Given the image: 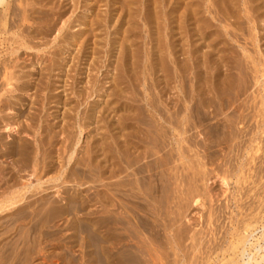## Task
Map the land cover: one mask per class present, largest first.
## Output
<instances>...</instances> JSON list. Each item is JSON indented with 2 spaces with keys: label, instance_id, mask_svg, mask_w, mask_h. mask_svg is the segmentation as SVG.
<instances>
[{
  "label": "rangeland",
  "instance_id": "obj_1",
  "mask_svg": "<svg viewBox=\"0 0 264 264\" xmlns=\"http://www.w3.org/2000/svg\"><path fill=\"white\" fill-rule=\"evenodd\" d=\"M6 1H7V6L9 7V9H7V6L0 7V17H1L0 18V25H1V34H0V60L1 61L0 62L2 64L5 59V62L3 64L6 67L0 64V67H1L0 70L1 69L3 70L4 67L7 68V65L11 63H12L11 66L13 64L14 66L11 67L13 69L11 68L9 69L10 66L7 69H5L6 75H3V76L0 75L1 76L0 77V87H1L0 97L3 98L2 96L5 94L3 100H5V103L8 101L7 104L5 105V103L2 102L1 101L2 99L0 98V101L2 104V105L0 104V110H2L0 111V116H4L3 120H1L2 123L0 122L1 123L0 124L1 126L0 135L4 142L15 141V144L18 142L19 145L24 144L26 147L29 146L28 147L29 148L28 149L29 158L26 161L29 164L26 162L25 163L20 162L21 165L22 163L26 165L25 166L23 164L22 165L24 167L23 168L21 165H19L20 163L17 164L18 162L17 163L14 162L16 164V166H14V163L12 161H14L15 159H18L17 156L16 158L6 157V159H4V157H0V172L6 170L0 173V202L1 203H3V201L6 202L9 198L7 196L9 195H11L10 198H12V195H14L13 198L18 199V197L21 196L20 192L22 193L24 192L22 191L23 189L22 187L24 185L28 186L29 188L32 187V189L34 188L33 190H36V188L38 189L34 192L30 188L29 189L30 191H28L25 194L26 196L24 195L22 201L20 202L21 204H25L26 200L29 202L30 199L35 197L34 201L32 200V202H29V205H31L30 209H32L31 211L29 207H27V205H25V208L27 207L28 210L27 208L25 210L23 208V211H20V212H19L20 209L17 210L16 208H13L12 210L6 208L8 211L5 210V207L4 209L2 208L5 211H2L0 208L1 210L0 211V264H96L95 262L98 261L97 260L98 259L97 258V248H96L97 244H95L97 243V238L95 242L96 226L94 225V222L92 221L95 220L94 218H97L96 210L98 208L96 207L98 206L97 204L95 205L92 204V202L95 199L94 195L97 194L96 192H98V189H99L97 187L98 183L95 184L97 181H96V177L94 176L95 174L93 173H91L93 176L88 173L86 174L81 173L80 174L81 176L80 175L71 176L70 174H68L70 172L69 168L72 166V163L70 162V164H67V161H68L67 157L69 158L71 150L68 152V154L65 151L64 152L65 157L63 158L62 156H64V153L62 151L63 149H61L63 147H60V146L65 145L68 142L67 139H71V142L75 145L73 146V149L75 148L80 149L78 152L79 154L78 153L77 154L78 156L80 155L81 157L82 152L84 151L83 150L84 147L83 148H79V147L81 145L87 146L85 144H89V145L92 144V142H94L96 138L98 137L99 139L97 140H101L102 135H106L107 133L105 130L106 126H110L109 128H111L112 125L113 127L114 125H117L114 123V121L118 120L119 122V119L122 116L124 118V116L127 115V114L125 115L126 111L122 112L124 107L121 110L122 108L121 106H125V103L123 101L127 102L128 100L129 102L131 100L129 99L130 96L134 95L135 93L139 95L137 93L138 91L139 93H141L140 96L142 97L140 96L138 97L137 95H134L132 97H134V104L138 103L140 104L139 106L141 107V109L140 108L138 109L140 114H137L138 111H136V114H135V116H137L139 120L145 121L143 119L146 118V121H147V119H149V114H152L153 111H154V115H157L158 118H159V114L162 112L164 113L166 112L169 115L170 113L168 112L176 111V108L172 107L173 106L172 104L174 103V101L170 103L171 102L170 100L172 98H174L175 100V95L177 97L176 100H179L178 97L179 95L182 96V93H180L179 91L176 92L175 90L171 88L174 86V84H172V81H171L172 79L170 80V83L168 85L169 87H167L169 88L167 89V91L171 92V93L169 92V94L165 93L167 91L163 90V87H164L163 84L165 83L163 84L161 83L163 82L162 81L163 78H166L169 80L170 78H172L171 75H173V72H171V70L173 71L174 65L172 66L170 60H168L169 57L171 58V56L167 54V46H169L168 52L170 50L169 48L174 47V49L175 48L179 49L180 47H184V48H180L181 51H179L180 49L170 50L172 52L173 51L177 52L176 56L177 57L179 56L181 59L183 58L186 59V57L190 55V53H188L189 50L192 49L193 47L192 56L193 55L195 56L192 57L193 59L192 61L194 62L191 61V65L193 64L192 65V69L194 67L193 70H195V68L197 67H198L197 68L198 70L197 69L195 71L192 70L193 72H195L190 76L191 77L190 80L193 82V84H191L192 82L188 80L189 78L187 80L185 79V82L189 81V84H191L190 85L191 90L197 94L196 96L198 98L194 96L195 93L194 94L192 93L193 97L195 98L194 99L195 104L196 105L199 104L197 103L199 101H197L196 99L201 100L200 104L196 106L198 108L197 112L199 114H197V118H196L197 121L195 120L196 122H194V125L196 124L194 126L195 129L193 128L194 130L192 129L193 131L189 132V134L193 132L192 134L194 136L192 135V138H190L191 135L188 136L189 134L187 133L188 134L187 137L190 140H192L193 143L190 142V140H188L187 137L185 138L188 144L184 142L185 141L184 136H186V133H183V134L181 133L179 136H176L177 137L176 139H178V141L172 138L173 137L172 133L176 134L173 131V128L175 127V125L177 126V121L181 122L183 120L184 110H182V113L179 114L177 121H176L175 116H173L174 114L172 113L171 116H173L174 121H175V124H173L174 125L173 128L171 127L170 123L167 122L171 119L169 118L170 116H168L167 114L165 115L167 117L164 118V120L167 118L166 121L164 120L160 121L162 125L165 126L166 129L168 130V133H170L168 134L170 138L168 141V143L170 142L168 144L169 150L167 149L168 147L166 149L169 152L173 148V150H171L170 152L174 151L173 154L175 155V156L173 155L174 157L173 158L171 156L172 153H169L172 159L174 160L173 163L176 164L175 166L172 163V159L170 160V158H168L169 165L168 164H167L168 166L166 165L167 168L166 166L162 167V168H165L166 170L169 169L167 170V172L169 171L168 175L171 176L173 172L172 169L174 166L175 174L173 173V175L171 176L173 178L169 177L167 175V172H165L166 170L164 171L163 169L164 174H166L167 176V177L164 176L165 182H163V186L164 185L167 186V188L169 189V192L167 190L164 191L166 187L165 188L163 187V191H164L163 193H165L163 197L164 200L162 199L163 201H161L160 199L161 197L159 198L160 201L158 200V202L160 203L162 202L161 205L158 202H157L158 204L156 203L154 204L152 203L150 199H147V201H150V203L152 204V207L155 205L153 208L152 207L150 208L149 206L148 208L149 210H143V211L140 210L141 214H140L139 209H136V213L138 212L137 214L140 216L144 215V219L147 216L145 221L149 223L150 225L148 224L149 226L148 227L146 223L145 227L148 228V229L145 228L146 230L144 232L147 231L146 233H144L138 226L136 227V225H131L132 228L134 227L133 228L134 232L132 231L135 235L134 236L133 233L131 232V230L133 229L128 227L130 230V232L128 233L127 231L129 230L126 229V226L124 227L123 225V227L125 228L124 229L121 225H119L122 231L120 230V228H118L119 229L118 231L120 234L118 233V231H116V234L117 235L119 234L118 239L120 240V237L125 238L126 235L128 234L130 235L131 233L132 239L130 238L129 241L132 240L133 242L131 241L132 243H129L128 241L123 240V242L126 241L125 243H123L121 242L122 240H120L118 246H116L117 249L115 247V251L116 253L117 252L118 253L115 254L113 251V254L116 255V256L114 255L113 256L117 258L116 259L117 261L115 260L117 264H120L118 263V261H120L121 258L123 259L121 264L123 262L124 264H228V262L231 260H235V259L237 260L238 258L236 254L235 255L232 254V248L235 245L236 246L238 245L239 240H241L243 237V234L248 232L251 229L257 228V232L255 233L254 238H253V239H256L260 237V235L262 234L263 229L261 228H263L264 226V10H263L264 0H250V1L246 0V2L245 0H237V1L236 0H215L218 4H219L218 1H220L219 5H217V3L214 2V0H185V1L183 0L185 5L182 4V0H170V1H166V0H148V1L147 0H124V1L123 0H6ZM152 1L156 3V5L155 4L153 5V7L152 5H150ZM226 1L228 2L233 1V2L228 3ZM120 2L125 4V6L123 4L122 6H120L121 5ZM213 2L215 3L216 7ZM224 2L226 4L228 3L229 5L224 4ZM247 2L249 3L247 4L249 8L248 11H246L247 5L244 4ZM199 3L201 4L203 3V4L201 5ZM127 4H129V7H126ZM198 4L200 6L199 9L197 7ZM221 4H223L224 6ZM231 4L234 6H230ZM149 5L151 6V8L149 7ZM183 5L188 6V8H189V5L190 7L193 5L192 6L193 9L192 8L190 9L192 11L194 10L195 11L194 12L191 11L192 13L186 12L185 10H187L186 9L187 7H184ZM207 5H208V8L210 6L211 8L210 11L207 8ZM119 6H120V11H119ZM12 8H14L15 10L17 9V10L16 11L14 9L12 10ZM124 8L125 9L128 8L127 9L128 12L125 11ZM145 8L150 11L153 10L152 12L155 14L153 13L152 14L153 16L154 15L157 16L156 17L157 21L155 19H152L155 16L151 17L152 16L151 12L145 14V12H148L146 11ZM24 9H25V12L23 11ZM177 10H178V13L180 12L179 16L177 15L178 13H176ZM12 11H14V13L16 14L12 15L11 14ZM182 11H184V14ZM219 11H221L222 14ZM208 12H210V14ZM243 12H247V13H245L244 15ZM216 13L217 14L219 13L220 15H217ZM144 14H145V17H144ZM148 14H151L150 17L152 20H154L155 23L150 18L148 19V17L147 19H145L146 16H148ZM192 14L194 15L192 16ZM247 14L250 15V17ZM246 15L248 18L246 17ZM175 16L178 19V21H176ZM216 16H217V19H215ZM158 17L159 19H157ZM191 19L193 21H196L194 22L195 27ZM123 20L127 22V25H129V27L130 25H132V27L135 26L136 27L135 29L137 30L132 29L131 30L132 32H131L127 25L124 26L126 22H123ZM167 21L170 23L167 24L168 23ZM175 21L179 22V24L177 23V25H180L179 27H176L177 25L175 26L176 24ZM122 22L124 23L123 25H122ZM191 24L193 26H191ZM203 25L204 26L207 25L206 26L207 28L206 27L204 28ZM121 26H124L125 28L122 27L120 30ZM152 26L153 27L155 26L154 27L155 29H153ZM162 26L164 27L162 28ZM168 26H170V28ZM167 27L169 28L168 35L166 34ZM181 27H183L182 28L183 30L185 28L187 29L183 31ZM156 29L159 31L158 34L155 33V31L157 32ZM170 29H172V31ZM174 29L176 30V32ZM192 29H195L193 30L194 32L192 31ZM177 30L179 31L177 32ZM180 30H182V32H185V35H182L184 33H182ZM188 30L189 31L191 30L192 32L188 34L189 32ZM122 31L125 35L124 34L122 35L121 33ZM196 31H197V34L195 33ZM134 32L137 35H135ZM206 32L209 34H206ZM176 33L177 35L179 33L180 36L178 37L181 38V40L179 38L177 39ZM155 34L157 35V37ZM159 34L160 36H158ZM131 35H132V39H130ZM134 35L137 36L138 39L135 40ZM174 35L176 36L175 38H174ZM189 35L190 37H192L191 38L192 40H188L190 39ZM140 36L141 38H139ZM150 36L152 38L154 37L158 43L157 42H156L157 44L153 43L155 40H153L154 38L153 39L150 38ZM122 37L125 41H123ZM167 37H169L168 39L171 41L167 40ZM148 38L150 40L149 43L147 42ZM118 39H120V41ZM126 39H129L128 40L129 42L126 41ZM176 41L181 43L180 46H178L179 43ZM116 42L122 46L118 45ZM124 42L126 43L128 42V45ZM190 42L191 44L193 43L194 45H191ZM140 43H141V47L138 45ZM160 43H162V46H160ZM184 43L188 44V46L185 45ZM136 44L138 45V49H137V46L133 48ZM156 45H158L157 48L153 47ZM164 45L166 49H164L165 48ZM189 45L191 47L190 49H189ZM126 46L129 48L128 50ZM185 46H187L188 48ZM157 49L160 54L156 51ZM161 49H164L166 51L165 52L163 50L165 54H163V52H160ZM182 49L183 51H187V50L188 51L185 53V52H182ZM153 50H155V52H157V54L159 55H157ZM127 51L130 52L129 56H133L132 57L133 60L138 59V56L140 54L139 57L141 58V60L139 58L138 62H136L137 60L127 61L130 58L128 56L129 52ZM147 51H149L148 54H147ZM145 53L147 57L148 55H150L148 59L146 58V56H144ZM181 53H183V55L185 56H183ZM135 55L137 56L135 57L136 59L134 58ZM162 57H165L168 63V66H166V68H165V65H167L166 61H165V65L164 63H162L164 65L163 67L167 70H165L162 67L161 62L164 61V58ZM189 57H187L188 61H186V63L190 62ZM124 58L128 63H130V61L132 63L131 64L126 63ZM155 58H157L158 61L157 59L155 60ZM194 58L197 60H194ZM151 59L153 62L151 61ZM185 59H183V64H182V60H180L179 62L183 66L182 67L179 64V67L180 68L182 67L181 71H185V69H187L185 67L188 64L185 63L184 61ZM115 60H117V62H115ZM9 61L10 62L12 61V62L10 63ZM145 61H151L152 64L151 62L150 64H148L149 62L145 63ZM134 62L136 63V65ZM122 63H125V64L122 65ZM159 63L161 64V66L160 65L158 66ZM15 64H16V68L14 69ZM115 64H117V67L119 69L121 67L123 71L122 69L118 70ZM127 64L129 66L132 65V67L131 66L125 67L127 66ZM142 64L143 65L148 64L149 68H148V65L143 66ZM114 65L116 68L114 67V70H113L112 67ZM45 66L47 67L49 66L48 67L49 69L47 67L46 69ZM136 66L138 67V69ZM124 67L125 69L128 68V71L130 70L132 71L133 69L136 70L135 71L136 73L133 70L135 74L134 77H133L134 74L132 75L131 71L130 73H128L130 74L129 76H131L129 77V79L131 80L127 79L126 72L128 71L125 70ZM158 67H162V69L159 68L160 72L158 70ZM139 68L140 69L142 68L141 71L139 70ZM147 68L149 69L148 71L150 72L149 73L148 71H146L148 73L147 75H149L148 76L149 79L145 76L146 75L145 69L147 70ZM150 68L152 70H150ZM116 69L118 71H121V73L119 72L121 75L119 74L118 76L119 78H121V82H122L121 86L117 88L116 92L119 94L120 92L118 89L120 88L123 89L124 90L123 92H125L128 97V98L127 97L124 98V96L126 95L123 96L122 94L123 92H122L121 97H123L124 100L123 99L120 100V97L117 98L118 94L117 93H116L117 95L114 94L115 88L113 90V88L111 87L112 89L110 90V88L107 87L110 85L112 86L114 85L112 83V80L115 78V75L118 74L116 73L117 71ZM154 69L155 70L157 69V71H155ZM137 70L139 73L137 72ZM161 70H163L164 73L168 72V74L162 73L163 71L161 72ZM1 71H0V74H4L3 72L5 71L4 70L2 72ZM10 71L13 74L15 71L16 72L15 76L8 74V73H11ZM143 72H145V75ZM196 72H197V75H196ZM154 74L158 79L161 76L160 74H164V75L162 76V78L160 77L161 79H159V81H156L157 78L153 76ZM194 74L196 77L193 76ZM7 75L10 76V80H8L9 77H7ZM142 75H144L147 79ZM16 76L17 78H15ZM118 76H116V79L118 78ZM138 76L141 80L137 78ZM34 77H35V81H34ZM111 77L113 78L110 79ZM135 77L141 81L139 82V84L136 82L138 81L137 79H135L134 81ZM36 78H38V80H36ZM122 78L126 80H123ZM13 79L14 81L16 80L14 84L16 83L17 85L16 84L14 85L12 83ZM94 79H96L97 81ZM144 79L145 81L150 80L151 82L148 81L150 83H147V82L145 83ZM109 80L110 82H108L109 83L108 84L107 81ZM42 81L45 84V86H43L44 84L41 83ZM129 81H130V84H129ZM133 81H134V85L136 82L139 87L137 86L136 88V86L131 84ZM28 82L30 83L28 84ZM31 82H35L36 85H38L39 83V85L36 86L34 83H31ZM126 82L128 83V85L132 86V88H134L135 91L137 92H135L134 89H132L130 86H128L129 88L126 87L124 89V87L127 86ZM6 83H8V85ZM24 83H27V84H24ZM186 83L185 85L188 86L189 85L188 82ZM32 84H34L38 88H36ZM40 84L41 85L43 84L41 86V89H40ZM88 84H93L94 87L93 85H91L92 86L91 87ZM143 84L145 85L148 84L147 87L149 88H150V85H153V87H151L153 88L152 91L150 88V91L153 93V95H151L152 93L150 94L149 88L146 89L147 87ZM170 84L173 86H171ZM194 84L196 88L195 86H192ZM185 85L184 83L178 84L179 88L183 87L181 88L182 91L184 89V92H187L189 86L186 89ZM33 86L35 89L33 88ZM88 86H90L91 88L89 87L90 88L89 89ZM154 86H156V89L157 88L158 89L156 90ZM159 86L164 91V93L163 91L161 92V89L159 88ZM31 88L32 90H30ZM5 89H7V92L9 91L10 93L8 92L9 94L7 93L6 95ZM105 89L108 91H105ZM81 90H83V92ZM125 90L126 91L128 90V93ZM131 90L133 93L130 92ZM153 90H155V92L157 91V93L154 94ZM158 91H159V94H158ZM174 91H175V94H174ZM36 92H37V96H36ZM79 93L80 95H76ZM176 93L178 94V96ZM32 94H35L33 95L35 97L31 96L30 98V96L28 95H32ZM82 94L84 97L81 99ZM145 94L149 96L151 95L150 96L151 99H152V96H156L154 97V99L157 101V103L153 99L155 102V106H157L158 102L160 103L158 107H162V104L164 105L167 104L168 106L166 105L167 107H165V110H168L167 108L169 107V111L163 110L164 107L161 108V110H163L162 112H160L161 110L159 108H157L158 111L152 110L150 107L147 106L145 102V99L147 97V95ZM20 95L22 97H20ZM159 97L160 98L162 97L161 98L162 102ZM101 98L103 100H105L106 98V101L102 102ZM32 99L33 101H31ZM46 99L47 100L49 99V102H47L48 104L46 103ZM113 99H114V103H116L115 100L116 101L118 100L117 101L118 104L116 103L115 106H114V103L112 102ZM135 100H139L141 102L137 101L136 103ZM163 100H165L166 102ZM10 102H15V104L10 103ZM24 102L26 104H24ZM122 102L124 103V105H121L123 104ZM130 102H129V105L130 104L132 105L133 102L132 103ZM180 102L178 103V105L180 106L182 103L183 106L182 105L181 106L184 108L183 102L181 103ZM29 103H31V106H29ZM102 103L107 104L104 107L106 108L107 106L110 107L109 109L105 110L107 112L106 114H105V111L103 110L104 104ZM77 104L80 106H78ZM109 104H111L113 107ZM138 104L134 106H138ZM4 105L11 106V109L13 108L12 110L14 112L8 106H7L8 107L7 109H3L2 106ZM40 105H42L43 107ZM75 105L77 107H74ZM200 105H202L203 107L202 106L199 107ZM92 106H94L95 108ZM96 107H97V112L94 113V111H96L95 110ZM170 107L173 108V109L171 108L172 111L170 110ZM37 108H39L38 109L39 111L37 110ZM117 108L120 110H117ZM143 108L146 109L145 111L152 110V112L147 111V113H145L144 115L145 111ZM179 108L182 109L181 107ZM98 109H100L101 111ZM36 110L38 111L39 115L37 114ZM83 110H86V112ZM108 110H111V113L114 111L113 112L114 115L118 113V116L116 114L115 116L117 117H113L114 115L109 114ZM118 111L122 113V116L120 115ZM141 112L143 113L141 114ZM156 112H159V113H156ZM14 113L16 116L14 115ZM20 113L22 115V116L20 115L21 117H19ZM102 113H104L105 115H102ZM132 113L133 112H131V114ZM134 113H135V110H134ZM164 113H162V116L164 115ZM108 114L111 116L108 117L107 116ZM128 114L130 115V112ZM28 115L32 118L29 119ZM83 115H85L86 117ZM100 116H101L100 122L101 121H102L101 123L104 122L102 124V128H105V129L100 128L101 123L99 122L96 124V127H94L96 121L94 119L92 120V117L99 118ZM33 118H35L37 121H33L32 120ZM81 118L82 120L80 121ZM16 120H17V123L20 120L19 121L20 125H17L19 133L15 132L17 130V127L15 126L16 122L15 123L13 122ZM41 120H47L49 124L46 121H43L46 124H48L46 125L45 123L41 122ZM65 120L66 122H69L72 125L74 123L73 128L71 124L67 123V126L69 125L68 127L71 126L69 128L71 130H69L67 126H65L66 125ZM6 122L7 124L10 122L8 124L9 126L5 124ZM11 122H12V126H10ZM34 122H35V125L38 124L39 126L38 125L35 126ZM28 123H30L29 125H31L32 127L31 126L29 127V125H27ZM108 123L109 125H107ZM62 124L64 125V128L68 129L69 133L63 128V126H61ZM87 125H88V129H87ZM89 125L91 127H89ZM23 126L24 128L25 126L29 128L26 127L27 129L25 128L24 129L25 131H22ZM59 126H61L60 129H58ZM14 127H16V130L14 129ZM43 127L44 128L46 127V128L44 129ZM93 127L95 129L97 128L98 132H96L95 129H92ZM165 127L163 129H165ZM47 128L51 129V131L50 130L48 131ZM82 128L84 129L85 133L84 132L82 133L83 131ZM85 128L87 131L85 130ZM101 129L102 131H100ZM27 130H28V133H27ZM52 130L57 131V132H53ZM59 130L63 132L65 131L64 135H62L64 138L62 136L58 137L60 134H62L61 132H59ZM72 130L73 132H71ZM93 130L96 133L93 132ZM32 131L34 132L36 131V133L37 131H40L38 132L40 134L37 133L38 134L37 135L34 132L31 133ZM49 132L52 135L51 137H53L52 141H51V138L47 137L48 140L47 138H45L46 137L45 135H48ZM114 132L116 133L118 131L114 130ZM42 133L43 135H41ZM17 134H18V138H20L19 140L17 139ZM69 134L71 137H69ZM88 134L89 136L87 137ZM40 135L43 136V139ZM67 135H68V138H67ZM94 135L96 136V138L94 137ZM181 135H182V139H181ZM48 136L50 137V134ZM55 136L57 138H54ZM23 138L25 141L32 142V143L28 142L32 144V146H30V144L29 145L26 144V142L22 140ZM39 138H41L42 141H46V142L50 141L52 143L53 142L58 143V140H59V142L63 143V145L59 143V144H56L55 146L54 143L51 144L50 142L49 143L47 142L48 145L46 147L43 146L44 147L43 149V148H40V144L42 146L44 142H42L41 139H40L41 141L40 142ZM87 138L89 139L88 140L89 142H87ZM63 139L65 140V143L63 142L64 141ZM21 140L23 142L19 143V141ZM97 140L95 142H97ZM181 140L182 141L184 140V141L182 142ZM109 141L110 140H108L107 142ZM46 142L44 143V145H46ZM37 143H39L38 144L39 146L37 145ZM189 143H190V146H189ZM50 144L52 146V149H53V145L55 146V149L53 150L49 149L48 146ZM170 145L172 148L170 147ZM3 146H0L1 150L5 149V147ZM47 147L48 149H46ZM34 148L36 151L35 152L32 151L33 153L32 155V153L30 152V149L32 150ZM56 149H60L61 152L59 150L57 151ZM187 149H189V153ZM46 150L48 154H49L48 150H51L50 152L51 154H49V156L52 157L53 161L56 160L54 161V163L52 161H49L50 159H47V157H45V156H48V154L46 153ZM167 150L165 152H167ZM54 151L55 152L57 151L59 153L56 152L55 154ZM184 151H185V154H187L186 155L187 157L184 156L185 154L180 155V153H184ZM44 152L47 155H45ZM177 152L179 153V155H177ZM39 153H41L42 155ZM58 154L62 156L60 157ZM56 155L58 156L56 157ZM49 156L48 158H51ZM177 156L178 158L180 156V158L182 157L183 159L181 158V160L178 159L177 161L175 159ZM34 158H36L35 161H33ZM38 158L39 159L41 158V159L39 160ZM43 158L44 160H42ZM57 158L59 159L57 160ZM46 159L47 161H45ZM73 159L75 160V157ZM61 160L64 162H61ZM42 161L46 162L48 167ZM57 161L61 163L62 168L60 169L62 170L60 171L58 168L60 163H58ZM30 162L31 164L34 162V165L33 164L30 165ZM39 162H42V163H39ZM47 162L48 163L50 162V163L48 164ZM35 163L37 167L35 166ZM57 164L59 165L57 166ZM171 164L173 165L172 168H171ZM49 165L51 166V168L49 167ZM18 166H21L20 169ZM45 166L48 169L45 168ZM78 166L75 165L74 167L77 168ZM6 167L10 168L11 171L7 169ZM33 167H35L34 168L35 172L31 171L33 170ZM176 167L178 168V171ZM12 168L14 169V171ZM36 168L38 172H36ZM78 168H82V169L84 168L83 170L87 171V167L85 166H81ZM65 169L66 171L63 172V170ZM45 170L50 171V173L45 172ZM7 171H9L8 173L10 172L14 173V175L12 173L7 174ZM39 171H41L40 172L41 174H39ZM175 171L178 172V174ZM55 172L56 174H54V176L51 177L53 175L52 173H55ZM2 173L3 174L6 173L7 175H9V177L6 178L7 175L5 174L6 175L5 176ZM60 174L62 177H60ZM34 175L36 176V178ZM65 175H67L68 177ZM3 176L5 180L7 179V181L1 178ZM57 177H58V180H55ZM86 178L87 180H89V178L90 180L91 179L92 180L87 181ZM68 179H70L69 180L70 182L68 181ZM170 179L171 180L173 179V180L171 181ZM47 180L49 181L46 184ZM61 180L64 182H62ZM93 180L95 181V183L93 182ZM40 181L42 182L41 184H40ZM169 181L171 182V186H168V184H170ZM59 182L60 183L62 182V184H60L61 187L59 186ZM65 182L67 183V185ZM38 183L40 184L38 185L39 187L36 186ZM176 183L178 185V186L176 185L177 187L175 186ZM41 186L43 190H41L42 189ZM59 187L62 189L63 188L66 189V187L68 188L72 187L71 188L72 191L70 189L68 191V188L66 190L64 189L62 190ZM86 187L88 188L84 189ZM172 187L173 189L176 190L175 192L177 194L174 193V190H172L173 192L171 191ZM45 188H47V190L43 192ZM73 188L77 190H74ZM80 189L82 191H79ZM85 190H89L87 191L89 193H87ZM31 191H33L34 194ZM37 191L40 194L37 193ZM15 192H18L19 194L17 193L16 195ZM84 192H86L85 193L86 196L84 195ZM166 192L168 193L166 194ZM59 193L61 196L59 195ZM63 193H65V196H67L66 193H69V194L70 193L71 194L80 193L81 197H83L84 195L87 199V202L88 203L91 202V204L89 203L86 206V209L84 208L83 211L86 212L87 214L89 213L90 214L89 215L83 214L84 212L82 210L81 211L78 210V214L80 215L78 216L77 220H80L79 223L75 219L76 213L74 211L76 209L73 210L74 212L73 215H72V211L65 215L56 214L57 217H59L56 219V215H54L56 211L54 212L53 209H52L53 212L52 210H49L50 206H56V204L54 205L52 204L50 206L48 204L54 203L56 201L57 205H60V203L62 205V202L63 203L65 202L64 200L65 196H63L64 195ZM172 193L174 194V196ZM47 194L49 195L50 199L47 198L48 197ZM32 195L34 196L32 197ZM43 195H45V198H47V200L50 202H48L45 198H43ZM169 195H171L172 198L175 197L173 199L174 201L170 200L172 198H170L171 196ZM5 197H7L6 200H4ZM38 198L40 199L39 201L42 200V202H38ZM168 198L170 201H168ZM53 199H55V201ZM96 199L94 200V202L96 201ZM27 201H26V204H27ZM33 202L35 203V206L34 204H32ZM37 204L39 205L37 206L39 209L36 207ZM165 205L166 206L169 205L167 206L169 208L165 207ZM0 206H2V204ZM160 208H162L161 211H160ZM37 210H38V213H40V215L37 213ZM41 210L42 212H39ZM29 211L32 213H29ZM144 211L145 213L142 214ZM148 211H150L151 213H149ZM154 211H155V215H157L155 216L156 218L152 214L154 213ZM25 212H28L27 215L28 214L29 215L27 216ZM94 212H96V214ZM160 212L161 213L163 212V214H161ZM148 213L150 214V216H148L149 215ZM22 214L24 216L26 215L25 217L27 218L29 216L30 217L28 219L27 218L25 219L23 218L24 216ZM164 214L166 215V217ZM42 215H43V218L41 217ZM46 215H48L49 218ZM37 216L39 217V219L38 218L36 219ZM53 217H55V220ZM63 217L64 219L67 218L68 221H71L73 223L64 224L63 222L66 219L63 220ZM61 218L62 220H60ZM152 218L154 220H152ZM33 219H35V221ZM52 219L54 221L51 222L50 220ZM165 219H167V222ZM74 220L77 223H75ZM32 221L35 222L33 227H31L33 224ZM29 222L30 223L32 222L31 225ZM81 222L84 225H82ZM161 223L164 226H162ZM245 223H247V225ZM43 224H44V227H43ZM255 224L256 226H254ZM53 225L54 226L58 225V227L56 226L54 227ZM61 225H63V227ZM85 226H87V228ZM165 228H167V230ZM135 230H136V233H135ZM140 230L142 232H139ZM142 233H144L143 234L144 236L142 235ZM136 234L139 235L140 236L139 238L141 239H137L138 237L136 236ZM139 240L140 242L142 240L145 244L143 242H141L142 243L141 244L140 242H138ZM122 243L126 245L122 246ZM132 244L134 245V247ZM120 245L122 248L123 247L125 248L121 250L122 248H120ZM127 245H132V246L128 247ZM137 246L141 250L138 249ZM135 248L137 249L136 251H135ZM131 250L134 253L131 252ZM91 252L93 254H91ZM130 253L132 256L133 255L134 256L132 257ZM43 254L47 256V258H44L45 256ZM230 256L232 257L231 259H229ZM41 257H43L44 260L41 259ZM94 258H97V259L94 260ZM115 258H112V260ZM113 261L110 264H114V263L116 264V262L115 261L113 262Z\"/></svg>",
  "mask_w": 264,
  "mask_h": 264
},
{
  "label": "bare ground",
  "instance_id": "obj_2",
  "mask_svg": "<svg viewBox=\"0 0 264 264\" xmlns=\"http://www.w3.org/2000/svg\"><path fill=\"white\" fill-rule=\"evenodd\" d=\"M124 1V0H123ZM148 1V0H147ZM166 1H170V0H166ZM165 1V2H166ZM185 1V0H184ZM237 1V0H236ZM248 1H250V0H248ZM150 2V1H149ZM214 2L215 3H217L215 0H214ZM213 2V3H214ZM219 2V4H220V1H218ZM226 2H228V1H226ZM233 2V1H232ZM232 2H228V3H232ZM245 2H246V0H245ZM121 3V5L120 6H122V2H120ZM145 3V2H144ZM148 3V2H147ZM163 3V2H162ZM215 3H214V5H215ZM226 4L225 2H224V4H226V5H229V4ZM156 5V3H154L153 1H152V3L150 4V5H152V7H153V5ZM181 4V3H180ZM182 4H184V2H183V0H182ZM199 4H201V3H199ZM199 4H198V9L200 8V6H199ZM203 4V3H202ZM201 4V5H202ZM218 3H217V5H219ZM244 4H249L248 2L247 3H244ZM124 6H125V4H123ZM149 5V7L151 8V6ZM185 5V4H184ZM183 5V6H184ZM193 5H194V3H193ZM192 5V6H193ZM212 5V4H211ZM221 5H223V4H221ZM2 6H7V1L6 0H0V7H2ZM120 6H119V11H120ZM146 6H148V5H146ZM162 6V5H161ZM190 7V5H189V8H188V6H184V7H187L186 9L187 10H189L190 8H192L193 9V7ZM196 6V5H195ZM213 6V5H212ZM224 6V5H223ZM230 6H234V5H230ZM229 6V7H230ZM245 6V5H244ZM126 7H129V4H127V6ZM164 7H165V5H164ZM215 7H216V5H215ZM218 7V6H217ZM227 7V6H226ZM148 8V7H147ZM207 8H208V5H207ZM245 8V7H244ZM7 9H9V7L7 6ZM14 8H12V10H13ZM125 9V8H124ZM128 8H126L125 9V11H127L128 12V10H127ZM146 9V8H145ZM153 9V8H152ZM151 9V10H152ZM209 11H210V6H209ZM247 10L246 11H248V5H247V8H246ZM15 10V9H14ZM17 10V9H16ZM15 10V11H16ZM187 10H185L186 12H191L192 10L190 9L189 11H187ZM264 10V9H263ZM24 12H25V9L23 10ZM146 11H148V12H145V14L146 13H150L151 12V14L153 13L152 11H150V10H147L146 9ZM195 11V10H194ZM194 11H192V12H194ZM127 12H125V13H127ZM135 12V11H134ZM165 12V11H164ZM173 12H174V10H173ZM183 12V14H184V11H182ZM181 12V13H182ZM191 12V13H192ZM220 13H221V11H219ZM232 12H233V10H232ZM231 12V13H232ZM239 12V11H238ZM4 13H5V11H4ZM144 13V12H143ZM168 13V12H167ZM166 13V14H167ZM176 13H178V10H177V12ZM180 13V12H179ZM179 13L177 14L178 16H179ZM209 14H210V12H208ZM244 13V15H245V13H247V12H243ZM249 13V12H248ZM12 15L13 14H16V13H14V11H12V13H11ZM11 14H10V16H11ZM121 14V13H120ZM145 14H144V17H145ZM151 14H148V16H146V18L145 19H147V17H148V19L150 18L151 19V17H154L153 16V14H155V13H153L152 14V16L150 17V15ZM217 14V13H216ZM222 14V13H221ZM24 15H25V13H24ZM156 15H158V14H156ZM169 15H171V14H169ZM174 15V14H173ZM181 15V14H180ZM194 14H192V16H193ZM197 15V14H196ZM217 15H220L219 13L217 14ZM238 15V14H237ZM248 15V14H247ZM247 15H246V17H247ZM1 16H2V14H1ZM127 16H128V14H127ZM160 16V15H159ZM215 16V15H214ZM239 16V15H238ZM249 17H250V15H248ZM123 17V16H122ZM132 17V16H131ZM144 17H142V18H144ZM156 17L157 16H155L154 18H152V19H155L156 20ZM189 17V16H188ZM252 17V16H251ZM1 18V17H0ZM118 18V17H117ZM141 18V19H142ZM175 18H176V16H175ZM193 18V17H192ZM219 18V17H218ZM248 18V17H247ZM11 19V18H10ZM127 19V18H126ZM151 19V20H152ZM157 19H159V17L157 18ZM172 19V18H171ZM180 19V18H179ZM215 19H217V16H216V18ZM132 20H134V19H132ZM175 20V19H174ZM192 20V19H191ZM190 20V21H191ZM219 20V19H218ZM248 20V19H247ZM250 20V19H249ZM10 21V20H9ZM153 22H154V20H152ZM157 21V20H156ZM169 21V20H168ZM167 21V22H168ZM176 21H178V19L176 18ZM175 21V22H176ZM180 21V20H179ZM13 22H14V20H13ZM123 22H126V21H124L123 20ZM122 22V25L124 24ZM192 22H193V25H194V22H196V21H193L192 20ZM207 22H209V21H207ZM130 23V22H129ZM138 23V22H137ZM143 23V22H142ZM150 23H151V21H150ZM155 23V22H154ZM170 22H168L167 24H169ZM177 23L179 24V22H176V24H175V26L177 25ZM198 23V22H197ZM145 24V23H144ZM164 24V23H163ZM172 24V23H171ZM209 24V23H208ZM9 25V24H8ZM125 25H127V22L124 24V26ZM155 25V24H154ZM174 25V24H173ZM181 25H183V24H181ZM192 24H191V26H193ZM196 25H198V24H196ZM124 26H121L120 27V30H121V28L123 27V28H125ZM128 27H129V25H127ZM134 26V25H133ZM151 26V25H150ZM156 26H157V24H156ZM159 26V25H158ZM180 25H177L176 27H179ZM186 26V25H185ZM207 26V25H206ZM206 26H204L203 25V27L205 28ZM209 26V25H208ZM130 27H132V25H130ZM129 27V30L131 31L132 29H135L136 27L134 26V27H132V28H130ZM148 27V26H147ZM153 27V26H152ZM155 27V26H154ZM153 27V29H155ZM164 26H162V28H163ZM169 28H170V26H168ZM167 27V29H166V31H167V35H168V30H169V28ZM187 27V26H186ZM194 27H195V25H194ZM226 27V26H225ZM183 27H181V29H182ZM188 28V27H187ZM187 28H185V29H187ZM207 28V27H206ZM224 28V27H223ZM5 29V28H4ZM140 29V28H139ZM176 29V28H175ZM174 29V30H175ZM184 29V30H185ZM128 30V29H127ZM135 30H137V29H135ZM151 30V29H150ZM157 30V29H156ZM162 30V29H161ZM171 31H172V29H170ZM174 30H173V32H174ZM183 30V29H182ZM182 30H180L181 32H182ZM183 30V31H184ZM193 30H195V29H192V31ZM225 30V29H224ZM223 30V31H224ZM155 31V30H154ZM153 31V32H154ZM179 30H177V32H178ZM189 31V30H188ZM191 30L188 32V34L190 33V32H192ZM228 31V30H227ZM132 32V31H131ZM148 32V31H147ZM152 32V33H153ZM158 30H157V32L155 31V33L156 34H158ZM161 32V31H160ZM170 32V31H169ZM175 32H176V30H175ZM194 32V31H193ZM226 32V31H225ZM122 33V35L124 34L123 33V31L121 32ZM135 33V32H134ZM182 33H184V34H182ZM182 33H180V34H182V35H185V32H182ZM196 34H197V31L195 32ZM0 34H1V25H0ZM154 34V33H153ZM152 34V35H153ZM155 34V35H156ZM194 34V33H193ZM206 34H209V33H207L206 32ZM228 34V33H227ZM125 35V34H124ZM127 35V34H126ZM133 35V34H132ZM132 35H131V38L130 39H132ZM135 35H137L136 33H135ZM134 35V37H135V40L136 39H138V37L137 36H135ZM140 35H142V34H140ZM148 35V34H147ZM151 35V36H152ZM154 35V36H155ZM150 36V38H152ZM158 36H160V34L158 35ZM176 36H177V39L179 38L178 36H180L179 35V33H178V35H177V33H176ZM175 35H174V38L176 37ZM121 37V36H120ZM156 37H157V35H156ZM173 37V36H172ZM139 38H141V36L139 37ZM154 38V37H153ZM152 38V39H153ZM164 38V37H163ZM169 37H167V40H169L168 39ZM186 38V37H185ZM189 38L190 39H188V40H192L191 38L192 37H190V35H189ZM193 38H194V36H193ZM121 39V38H120ZM120 39H118L119 41H120ZM122 39H123V37H122ZM157 39V38H156ZM161 39V38H160ZM180 40H181V38H179ZM117 40V41H118ZM129 39H126V41H128ZM153 40H155V38L153 39ZM159 40V39H158ZM162 40H164V39H162ZM174 40V39H173ZM179 40V41H180ZM123 41H125L124 39H123ZM132 41V40H131ZM149 38H148V40H147V42L149 43ZM160 41V40H159ZM169 41H171V40H169ZM194 41V40H193ZM192 41V42H193ZM122 42V41H121ZM120 42V43H121ZM129 42V41H128ZM128 42L126 43V42H124V43H126L127 45H128ZM135 42V41H134ZM157 41L155 40L153 43H155V44H157L156 43ZM161 42V41H160ZM173 42V41H172ZM176 42H178V41H176ZM176 42H174V43H176ZM184 42H186V41H184ZM117 43V42H116ZM133 43V42H132ZM145 43V42H144ZM170 43V42H169ZM179 43V42H178ZM189 43V42H188ZM118 45H120L119 43H117ZM125 44V45H126ZM172 44V43H171ZM170 44V45H171ZM180 44L181 43H179V45L178 46H180ZM185 44V43H184ZM190 44H191V42H190ZM140 47H141V43L140 44H138ZM138 45L136 44L133 48H135L136 46H137V49H138ZM150 45V44H149ZM151 45H152V43H151ZM154 45V44H153ZM169 45V44H168ZM185 45H187L188 46V44H185ZM191 45H194L193 43L191 44ZM120 46H122V45H120ZM119 46V47H120ZM144 46H145V44H144ZM157 46L158 45H156V46H153V47H155V48H157ZM160 46H162V43H160ZM174 46V45H173ZM187 46H185V47H187ZM118 47V48H119ZM127 47V46H126ZM164 47H165V45H164ZM168 47L169 46H167V54L169 55V56H171V58L169 57V59L168 60H170V62H171V65L173 66L174 65V68H173V71L171 70V72H173V75H171V77L172 78H170L169 80L168 79H166V78H163V82H161L162 84L163 83H165V84H163L164 85V87H163V90L164 91H167V89H169V88H167V87H169L168 85H169V83H170V80L172 81V84H174V86L173 85H171V86H173V87H171L173 90H175L176 92H180V93H182V96H180L179 95V97H178V99L181 101V102H183V104H184V108L182 107L183 105H182V103L179 101V100H176L177 99V97H176V95H175V100H174V98H170L169 100L171 101L170 103H172V101H174V103L172 104L173 106V108H176V111H174V112H168V113H170L169 115L165 112H162L163 110H165V107H167L166 105H164V104H162V107H158L159 106V102H158V104H157V106H155V102H154V97H156V96H152V99L150 98V96L151 95H153V93L151 92L152 91V89L153 88H151V87H153V85H150V88H151V91H150V88L149 87H147V85H145V84H143V85H145L147 88L146 89H148L149 88V91H150V96L149 95H147V94H145V95H147V97H146V99H145V102H146V104H147V106L148 107H150L152 110H155V111H158L157 110V108H159L160 110H161V108H163V110H161L160 112H162V113H164V117L162 116V113H160L159 114V118L157 117V115H154V111L152 112V110H147V111H151L152 112V114H149V119H147V121H146V118L145 119H143V120H145V121H142V120H139L138 118H137V116H135V114H136V111H138V113L137 114H140V112H139V108L141 109V107L139 106L140 104H138L137 103V101L138 102H141V101H139V100H135V102L138 104V106H134V105H137V104H134V97H132V96H134V95H137L136 93L134 94V95H132V96H130V98L129 99H131L130 101H132V102H130V103H132V105L130 104L129 105V102H128V100H127V102H128V104H127V102H125V101H123L124 100V98H126L127 97V94L125 93V92H123L124 90L123 89H118L119 90V94L116 92L117 91V88L119 87V86H121V78H119V74L121 73V71H118V70H121L122 68L120 67V69L117 67V64H115L116 65V67L118 68V72L116 71V73H118V74H116L115 75V73H114V75H115V78L112 80V83L114 84L113 86L112 85H110V86H107V87H109L110 88V90L113 88V90H114V88H115V92H114V94H116L117 95V98L118 97H120V100L121 99H123L122 101L125 103V106H121L122 108H121V110L123 109V107H124V109L122 110V112L123 111H126V113H125V115L126 116H124V118H123V116H122V113H120V111H118L119 113H120V115L122 116L120 119H119V122H118V120L117 121H114V123L115 124H117V125H114V127H113V125L111 126V128H109L110 126H106L105 128H102V124L104 123H101L100 122V119H101V116L102 115H105L107 112L105 111L106 109H109L110 107H108L107 106V108L106 107H104V106H106L107 104L105 103H102V104H104L103 105V107L105 108H103V110L105 111V114L104 113H102V115L98 118V117H92V120L94 119L96 122H95V125H94V127H96V124L99 122V123H101V127L100 128H102V129H105L106 130V135H102V139L101 140H97V139H99V137L98 138H96V134L94 135V137L96 138V140H97V142H95L94 140V142H92V144H85V145H87V146H80L79 148H83L84 147V151L82 152V155H81V157H80V155L78 156V152H79V150L80 149H78V148H75V149H73V146H75L72 142H71V139H67V141L69 142H67L65 145H63V143H61V142H59V140H58V143H54L55 144V146H56V144H62L63 146H60V147H63V148H61V149H63L62 151H63V153L66 151V153L68 154V152L71 150V153H70V155H69V158L67 157V164H70V162L72 163V166L69 168V173L68 174H70L71 176L73 175V176H78V175H80L81 173L82 174H86V173H88V174H91V173H93V174H95L94 176L96 177V183H95V179L93 180V182L95 183V184H97L98 186V192H96L95 194L97 195V197H96V195H94L95 196V199H96V201L94 202V200H93V202H92V204H97V206L98 207H96V208H98L96 211H97V214H96V212H94L95 214H96V216H97V218H94L95 220L94 221H92V222H94V225L96 226V237H95V242H96V238H97V243H95V244H97V246H96V248H97V258H94V260L95 259H97L98 261V264H110L113 260L115 261L117 258H115L114 256H116L115 254H117L116 253V251H115V247L116 246H118V244H119V241L120 240H122L121 242H123V240H126V241H128L129 243H132L131 241H129V239L132 237V234L130 233V235L128 236V235H124L125 236V238H121L120 237V240L118 239V235L120 234L119 233V229L118 228H120V230H121V227H119V225H121L122 227H123V225H124V227L126 226V229H128L129 230V228L128 227H130L131 229H133L132 228V226L131 225H136V227L138 226L143 232L146 230V229H148V228H146L145 226H146V218H147V216H146V218L144 219V215H142V216H140V215H138L137 213H136V209H139V211L140 210H149L148 208H149V206H150V208L152 207V204L150 203V201H147V199H150L151 201H152V203H156V204H160L161 205V203L160 202H158V200L160 201V199H161V201H163L164 200V194L165 193H163L165 190H167L168 192H169V189L167 188V186H163V182H165L164 180V176L165 177H167L166 176V174H164V171L166 170L165 168H162L163 166L165 167L167 164L169 165V161H168V158H170V160L172 159V157H173V153H174V151L173 152H170L171 150H173V148L171 147V145H170V147L172 148L169 152H168V150H169V147H168V144L170 143H168V141H169V135L168 134H170V133H168V130L166 129V127L165 126H163L162 125V123L160 122L161 120H164V118L165 117H167V116H165L166 114L168 115V116H170L169 118H171L169 121H167L168 123H170V125H171V127L173 128L174 127V125L173 124H175V121H174V118H173V116H175V118H176V121H177V118H178V116H179V114L180 113H182V110H184V117H183V120L181 121V122H178L177 121V126L175 125V127L173 128V131L176 133V134H174V133H172V135H173V137L172 138H174V140H176V141H178V139H176L177 137L176 136H179L181 133L183 134V133H186V136H184V139H185V141L184 142H186V138L185 137H187V135L189 134V132L190 131H193L195 128H194V126L196 125H194V122H196L197 121V114H199L198 112H197V107L196 106H198L199 104H200V102H201V100H199V99H196L197 101H199V102H197V103H199L198 105H196L195 104V98L193 97V94L195 93V92H193L192 90H191V87H190V85L191 84H193V82L190 80V76L193 74V73H195V72H193V71H195L198 67H197V65H196V67L197 68H195V70H193L194 69V67H193V69H192V65H191V61L193 60L192 59V57L193 56H195V55H193L192 56V49H193V47H192V49H190L191 47H190V45H189V52L188 53H190V57L189 56H187V57H189V63H186V61H188V59H187V57H186V59L185 58H183V59H185L184 61H185V63L186 64H188L186 67H185V65H184V67L185 68H187V69H185V71H181V68L183 67L179 62H180V60H182V64H183V59H181L179 56V58H180V60H179V58L176 56V53L177 52H172V51H170L171 49H174V47L173 48H169L170 50H169V52H168ZM170 47H172V46H170ZM149 48V47H148ZM159 48V47H158ZM179 48V47H178ZM180 48H184V47H180ZM179 48V49H180ZM188 48V47H187ZM194 48H195V46H194ZM121 49V48H120ZM129 48L127 47V50H128ZM164 49H166V47L164 48ZM164 49H161V51L160 52H163V50ZM177 48H175L174 50H176ZM179 49H177V50H179ZM119 50V49H118ZM149 50V49H148ZM185 50V49H184ZM187 50V49H186ZM136 51V50H135ZM134 51V52H135ZM154 52H155V50H153ZM157 52H158V49L156 50ZM165 51V50H164ZM179 51H181V49L179 50ZM188 51V50H187ZM187 51H183V49H182V52H187ZM195 51H196V49H195ZM127 52H129V51H127ZM157 52H155L156 54H157ZM166 52V51H165ZM136 53V52H135ZM139 53V52H138ZM149 53V51H147V54ZM154 53V54H155ZM159 53V52H158ZM179 53V52H178ZM122 54V53H121ZM128 54V53H127ZM131 54H132V52H131ZM137 54V53H136ZM151 54V53H150ZM160 54V53H159ZM159 54H157V55H159ZM163 54H165L164 52H163ZM182 55H183V53H181ZM180 54V55H181ZM196 54V53H195ZM130 55V52H129V54H128V56ZM133 55H134V53H133ZM162 55V54H161ZM117 56V55H116ZM118 56H120V55H118ZM123 56V55H122ZM139 56H140V54H139ZM138 56V59L140 58ZM144 56H146V58L148 59V57L150 56V55H148V57H147V55H146V53H145V55ZM167 56V55H166ZM183 56H185V55H183ZM130 58H132L133 56H129ZM128 57V58H129ZM135 57H137L136 55L134 56V58ZM158 57V56H157ZM128 59L127 61H129V60H133V58L132 59ZM151 58V57H150ZM159 58V57H158ZM162 58H164V61L163 62H161V64L162 63H164V65H165V61H166V58L165 57H162ZM196 58V57H195ZM194 58V60H197V59H195ZM206 58V57H205ZM116 59V58H115ZM136 59V58H135ZM138 59H136V60H133V61H136V62H138ZM157 58H155V60H156ZM160 59H161V57H160ZM159 59V60H160ZM9 60V59H8ZM124 60H125V58H124ZM140 60H141V58H140ZM145 60V59H144ZM1 61V60H0ZM119 61V60H118ZM126 60H125V62L126 63H128ZM151 61H152V59H151ZM151 61H145V63L146 62H149L148 64H150V62ZM157 61H158V59H157ZM4 62H5V59H4ZM3 62V63H4ZM10 62V61H9ZM12 62V61H11ZM10 62V63H11ZM115 62H117V60H115ZM140 62V61H139ZM153 62V61H152ZM152 62H151V64H152ZM160 62V61H159ZM169 62V63H170ZM192 62H194V61H192ZM1 64V62H0V64L1 65H3V66H5L4 64ZM132 62L130 61V63H128V64H131ZM135 63V62H134ZM155 63H156V61H155ZM155 63H154V65H155ZM158 63V62H157ZM7 64H9V63H7ZM12 64V63H11ZM11 64H9V65H7V68L9 67V69L11 68V67H13L14 66V64L11 66ZM120 64V63H119ZM125 63H122V65H124ZM127 64V66H125V67H128L129 65ZM148 64H145L146 66L148 65ZM161 64L159 63L158 64V66L160 65L161 66ZM166 64L167 65H165V68H166V66H168V63H167V61H166ZM179 64H180V66H182L181 68L179 67ZM115 65L112 67V69L114 70V67H115ZM135 65H136V63H135ZM143 65V64H142ZM145 65H143V66H145ZM163 64H162V67L164 66ZM3 66H2V68H3ZM120 66V65H119ZM131 67H132V65H130ZM129 66V67H130ZM134 66V65H133ZM170 66V65H169ZM172 66H171V68H172ZM195 66V65H194ZM6 67V66H5ZM3 68V70L5 71V69H7V68ZM47 66H45V68H46ZM49 67V66H48ZM47 67V68H48ZM52 67V66H51ZM50 67V68H51ZM115 67V68H116ZM125 67H124V69H125ZM137 67V66H136ZM140 67H141V65H140ZM151 67V66H150ZM157 67V66H156ZM155 67V68H156ZM162 67H158V70H159V68L160 69H162ZM1 68V67H0ZM16 68V64H15V67H14V69ZM46 68V69H47ZM145 68V67H144ZM144 68H143V70H144ZM148 68H149V65H148ZM147 68V70L145 69V72L146 71H148L149 69ZM164 68V67H163ZM164 68V69H165ZM11 69H13V68H11ZM49 69V68H48ZM130 69H132V68H130ZM137 69H138V67H137ZM142 69V68H141ZM141 69L139 68V70L141 71ZM163 69V70H164ZM169 69V68H168ZM2 70V69H1ZM0 70V71H1ZM2 70V71H3ZM125 70H127L128 71V68L127 69H125ZM134 70V69H133ZM133 70L131 71L132 73V75L134 74V72L136 71V70H134V72H133ZM150 70H152L151 68H150ZM155 70V69H154ZM153 70V71H154ZM163 70H161V72L163 71ZM165 70H167V69H165ZM193 70V71H192ZM198 70V69H197ZM1 71V72H2ZM12 71V70H11ZM10 71V72H11ZM45 71V70H44ZM122 71H123V69H122ZM130 71H128V72H126L127 73V79H129V77H131V76H129L130 74H128V73H130ZM155 71H157V69L155 70ZM41 72V71H40ZM42 72H43V70H42ZM120 72V73H119ZM137 72H138V70H137ZM145 72H143L144 73V75H145ZM149 72V71H148ZM159 72H160V70H159ZM4 74H0V75H6L5 73H6V71L5 72H3ZM12 73V72H11ZM8 73V74H10V75H14L15 76V71H14V74L12 73ZM124 73H125V71H124ZM136 73V72H135ZM139 73V72H138ZM137 73V74H138ZM150 73V72H149ZM162 73H164V71L162 72ZM166 74H168V72H165ZM164 73V74H165ZM170 73V72H169ZM199 73V72H198ZM148 73L146 72V77L148 78V76L149 75H147ZM153 74V73H152ZM164 74H160L161 76V78H162V76L164 75ZM172 74V73H171ZM121 75V74H120ZM139 75V74H138ZM144 75H142V76H144ZM157 75H158V73H157ZM170 75V74H169ZM196 75H197V72H196ZM116 76H118V78L116 79ZM135 76V74L133 75V77ZM137 76V75H136ZM144 76V77H145ZM153 76H155V74L153 75ZM194 77H196L195 76V74L193 75ZM198 76H199V74H198ZM1 77V76H0ZM7 77H9V79L8 80H10V76H8L7 75ZM41 77V76H40ZM125 77H126V75H125ZM143 77V78H144ZM145 77V78H146ZM151 77V76H150ZM156 77V76H155ZM159 77V79H161ZM193 77V78H194ZM14 78V77H13ZM15 78H17V76L15 77ZM14 78V79H15ZM43 78V77H42ZM113 77H111L110 79H112ZM137 78H139V76L137 77ZM136 77L134 78V81H135V79H137ZM146 78V79H147ZM157 78V77H156ZM167 78H169V77H167ZM189 78V79H188ZM193 78H192V80H193ZM14 79H13V81H12V83L14 84V82L16 81H14ZM44 79V78H43ZM123 79V78H122ZM140 79V78H139ZM149 79V78H148ZM159 79L157 78V80L156 81H159ZM164 79H166V80H164ZM185 79L187 80H189V81H191L192 83L191 84H189V81H186V82H188V86H189V88H188V86H186L185 85ZM198 79V78H197ZM19 80V79H18ZM36 80H38V78H36ZM41 80V79H40ZM94 80H96V79H94ZM123 80H126V79H123ZM129 80H131V79H129ZM138 80V79H137ZM141 80V79H140ZM140 80H138V81H136L138 84H139V82H141ZM195 80H196V78H195ZM29 81V80H28ZM34 81H35V77H34ZM97 81V80H96ZM134 81L131 83V84H133L134 85ZM148 81H150V80H148ZM147 80L145 81V79H144V82L146 83H150V82H148ZM152 81H154V80H152ZM161 81V80H160ZM165 81V82H164ZM20 82V81H19ZM23 82V81H22ZM108 82H110V80L109 81H107V83ZM125 82V81H124ZM128 82V81H127ZM126 82V84H127V86H125L124 87V89L126 88V87H128V86H130V85H128V83ZM135 82V85L134 86H136V88H137V83ZM10 83V82H9ZM30 82H28V84H29ZM31 83H34L35 84V82H31ZM41 83H43V81L41 82ZM92 83H93V81H92ZM111 83V84H112ZM159 83V82H158ZM181 83H184V85L186 86V89L188 88V91L187 92H184V89H183V91L181 90V88H183V87H180L179 88V86H178V84H181ZM7 85H8V83H6ZM11 84V83H10ZM16 84V83H15ZM14 84V85H15ZM24 84H27V83H24ZM23 84V85H24ZM34 84H32V85H34ZM44 84V83H43ZM42 84V85H43ZM109 84V83H108ZM126 84H124V85H126ZM129 84H130V81H129ZM152 84V83H151ZM153 84H154V82H153ZM161 84V85H162ZM187 84V83H186ZM17 85V84H16ZM36 85V84H35ZM34 85V86H35ZM38 85H39V83H38ZM38 85H36V86H38ZM41 84H40V89H41V86H42ZM47 85V84H46ZM88 85H93V84H88ZM155 85H157V84H155ZM183 85V84H182ZM2 86V85H1ZM10 86V85H9ZM34 86H33V88H34ZM35 86V87H36ZM43 86H45V84L43 85ZM90 86H88V88L90 87ZM95 86H97V85H95ZM122 86H123V84H122ZM133 86V87H134ZM144 86V87H145ZM192 86H195V84L194 85H192ZM31 87V86H30ZM92 87V86H91ZM90 87V88H91ZM93 87H94V85H93ZM112 87V88H111ZM131 88H132V86H130ZM139 87V86H138ZM155 87V89H156V86H154ZM158 87V86H157ZM1 88V87H0ZM3 88V87H2ZM14 88V87H13ZM12 88V89H13ZM36 88H38V87H36ZM46 88V87H45ZM88 88H87V90H88ZM89 88V89H90ZM129 88V87H128ZM130 88V89H131ZM159 88H160V86H159ZM194 88V87H193ZM195 88H196V86H195ZM9 89V88H8ZM19 89H20V87H19ZM35 89V88H34ZM82 89H84V88H82ZM93 89V88H92ZM108 89V88H107ZM132 89H134V88H132ZM158 89V88H157ZM156 89V90H157ZM161 89V88H160ZM159 89V90H160ZM171 89V90H172ZM6 90V95H7V93L9 92H7V89H5ZM28 90V89H27ZM30 90H32V88L30 89ZM95 90V89H94ZM162 89H161V92L163 91ZM172 90V91H173ZM194 90V89H193ZM196 90V89H195ZM24 91V90H23ZM82 92H83V90H81ZM85 91V90H84ZM105 91H108V90H106L105 89ZM126 91V90H125ZM134 91H135V89H134ZM149 91H147V92H149ZM164 91H163V93H164ZM175 91H174V94H175ZM26 92V91H25ZM28 92V91H27ZM38 92V91H37ZM37 92H36V96H37ZM80 92V91H79ZM88 92V91H87ZM90 92H91V90H90ZM110 92V91H109ZM108 92V93H109ZM123 92V93H122ZM127 93H128V90L126 91ZM131 93H133L132 92V90L130 91ZM129 92V93H130ZM135 92H137V91H135ZM146 92V93H147ZM153 92H154V94L155 93H157V91L155 92V90H153ZM169 92L170 91H167V92H165V93H168L169 94ZM10 93V92H9ZM8 93V94H9ZM13 93V92H12ZM35 93V92H34ZM78 93V92H77ZM85 93V92H84ZM107 93V94H108ZM121 93L123 94V96L124 95H126V96H124V98L123 97H121ZM125 93V94H124ZM139 95H137L138 97L140 96V94L141 93H139V91L137 92ZM171 93V92H170ZM193 93V94H192ZM75 94V93H74ZM105 94H106V92H105ZM105 94H103V95H105ZM158 94H159V91H158ZM177 94V93H176ZM3 95V94H2ZM1 95V96H2ZM5 95V94H4ZM4 95L2 96L3 98H4ZM33 95H35V94H32V95H28V96H30V98H31V96H33ZM76 95H80V93L79 94H76ZM87 95H88V93H87ZM89 95H91V94H89ZM115 95V96H116ZM165 95H167V94H165ZM197 94L195 93L194 94V96L195 97H197L196 96ZM129 96V95H128ZM161 96V95H160ZM177 96H178V94H177ZM11 97V96H10ZM20 97H22L21 95H20ZM33 97H35V96H33ZM77 97V96H76ZM80 97V96H79ZM84 96H83V94L81 95V99L83 98ZM133 99H132V98ZM140 97H142V96H140ZM1 98V97H0ZM3 98H1L2 100V102H4L5 103V100H3ZM18 98V97H17ZM48 98V97H47ZM128 98V97H127ZM137 98V97H136ZM135 98V99H136ZM160 98V97H159ZM162 98V97H161ZM161 98H160V100H161ZM198 98V97H197ZM35 99V98H34ZM102 99V98H101ZM109 99H110V97H109ZM115 99V98H114ZM114 99H113V103H114ZM154 99V100H153ZM141 100H142V98H141ZM1 101H0V104H1ZM20 101V100H19ZM31 101H33V99L31 100ZM30 101V102H31ZM101 101V100H100ZM103 101H106V98H105V100H103L102 99V102ZM118 101V100H117ZM117 101L115 100V102L117 103ZM156 101V100H155ZM163 101H165V100H163ZM8 102V101H7ZM7 102L5 103V105L7 104ZM37 102H38V100H37ZM47 102H49V99L47 100L46 99V103ZM77 102V101H76ZM79 102H81V101H79ZM122 102V103H123ZM161 102H162V100H161ZM166 102V101H165ZM181 103V105L179 106L178 105V103ZM3 103V104H4ZM10 103H13V104H15V102H10ZM21 103V102H20ZM41 103V102H40ZM39 103V104H40ZM116 103H114V106H115V104ZM124 103L123 104H121V105H124ZM156 103H157V101H156ZM169 103V104H170ZM17 104V103H16ZM24 104H26L25 102H24ZM48 104V103H47ZM76 104V103H75ZM90 104V103H89ZM101 104V105H102ZM118 104V103H117ZM2 105V104H1ZM2 106L3 107V109H7L8 107L11 109V106ZM10 105V104H9ZM20 105V104H19ZM18 105V106H19ZM78 105V104H77ZM109 105H111V104H109ZM120 105V104H119ZM16 106V105H15ZM17 106V107H18ZM29 106H31V103H29ZM35 106V105H34ZM40 106H42V105H40ZM39 106V107H40ZM48 106V105H47ZM47 106H45V107H47ZM78 106H80V105H78ZM95 106V105H94ZM94 106H92V107H94ZM112 106V105H111ZM142 106V105H141ZM161 106V105H160ZM202 105H200L199 107H201ZM5 107V108H4ZM21 107V106H20ZM43 107V106H42ZM41 107V108H42ZM74 107H77L76 105L74 106ZM98 107V106H97ZM97 107H96V111H94V113L95 112H97ZM102 107V106H101ZM113 107V106H112ZM172 107H170V110L172 111ZM179 107H181L182 109H180ZM203 107V106H202ZM95 108V107H94ZM99 108V107H98ZM145 108V107H144ZM143 108V109H144ZM172 108V109H171ZM13 109V108H12ZM11 109V110H12ZM39 108H37V110H38ZM74 109V108H73ZM76 109V108H75ZM87 109V108H86ZM142 109V110H143ZM168 110H165V111H169V107L167 108ZM202 109V108H201ZM9 110V109H8ZM34 110H35V108H34ZM36 110V111H37ZM45 110H46V108H45ZM98 110H100V109H98ZM113 110H114V108H113ZM117 110H120V109H118L117 108ZM134 110H135V113H134ZM142 110H140V111H142ZM146 109H144V111H145ZM0 111H2V110H0ZM13 111V110H12ZM39 111V110H38ZM38 111H37V114L39 115V113H38ZM74 111V110H73ZM83 111H85L86 112V110H83ZM101 111V110H100ZM99 111V112H100ZM103 111V112H104ZM143 111V112H144ZM147 111H145L144 112V115H145V113H147ZM181 111V112H180ZM199 111V110H198ZM14 112V111H13ZM12 112V113H13ZM33 112H35V111H33ZM32 112V113H33ZM41 112V111H40ZM98 112V113H99ZM114 112V111H113ZM113 112L111 113V110H108V113L109 114H112V115H114L113 114ZM130 112V115L128 114V113ZM131 112H133L132 114H131ZM143 112H141V114L143 113ZM150 112V113H151ZM3 113V112H2ZM1 113V114H2ZM18 113V112H17ZM30 113V112H29ZM88 113V112H87ZM93 113V112H92ZM156 113H159V112H156ZM155 113V114H156ZM172 113L174 114L173 116H171L172 115ZM73 114H75V113H73ZM78 114V113H77ZM84 114V113H83ZM107 115L108 117H110L111 115ZM117 114V116H118V113H116ZM115 114V115H116ZM13 115V114H12ZM14 115H15V113H14ZM21 115V113L19 114V117H21L20 116ZM96 115H97V113H96ZM99 115V114H98ZM113 116V117H117V116ZM16 116V115H15ZM29 116V115H28ZM35 116V115H34ZM73 116V115H72ZM71 116V117H72ZM83 116H85V115H83ZM143 116V115H142ZM148 116V115H147ZM3 117L4 116H0V122H1V120H3ZM13 117V116H12ZM18 117V118H19ZM63 117V116H62ZM80 117H82V116H80ZM86 117V116H85ZM103 117V116H102ZM106 117V116H105ZM139 117V116H138ZM30 118H32V117H30L29 116V119ZM36 118H37V116H36ZM65 118V117H64ZM143 118V117H142ZM168 118V119H169ZM172 118H173V120H172ZM202 118V117H201ZM200 118V119H201ZM16 119V118H15ZM14 119V120H15ZM39 119V118H38ZM89 119V118H88ZM97 119H99V120H97ZM107 119H109V118H107ZM113 119V118H112ZM167 119V118H166ZM166 119L164 120V121H166ZM198 119H199V117H198ZM33 121H37L35 118H33L32 119ZM64 120V119H63ZM73 120V119H72ZM82 120V118L80 119V121ZM85 120V119H84ZM172 120V121H171ZM180 120V119H179ZM196 120V121H195ZM20 121V120H19ZM19 121H18V123H17V120L16 121H12L13 123H15V126L17 127V130H16V127H14V129L16 130H14L16 133H19V131H18V126L17 125H20V123H19ZM28 121V120H27ZM43 121H46L47 122V120H41V122H43ZM105 121H107V120H105ZM12 122H11V125L10 126H12ZM23 122V121H22ZM26 122V121H25ZM24 122V123H25ZM70 122H71V120H70ZM79 122V121H78ZM117 122V123H116ZM166 122V123H167ZM172 122V123H171ZM174 122V123H173ZM2 123V122H1ZM0 123V124H1ZM10 123V122H9ZM8 123V124H9ZM37 123V122H36ZM43 123H45V122H43ZM42 123V124H43ZM48 123V122H47ZM65 123H66V125L65 126H67V123H69V122H66V120H65ZM65 123H63V124H65ZM81 123V122H80ZM79 123V124H80ZM106 123V122H105ZM5 124H7V122L5 123ZM7 124V125H8ZM30 123H28L27 125H29ZM46 124V123H45ZM49 124V123H48ZM48 124H46V125H48ZM61 125V126H63V128H64V125ZM69 124H71V123H69ZM111 124H112V122H111ZM110 124V125H111ZM23 125H25V124H23ZM34 125H35V122H34ZM36 125H38V124H36ZM35 125V126H36ZM57 125V124H56ZM72 125V124H71ZM81 125V124H80ZM80 125H79V127H80ZM106 125V124H105ZM107 125H109V123L107 124ZM173 125V126H172ZM9 126V125H8ZM31 125H29V127H30ZM39 126V125H38ZM61 126H59V128L58 129H60V127ZM69 126V125H68ZM67 126V128L69 129L70 127H68ZM73 126H74V123H73V125H72V128H73ZM85 126V125H84ZM104 126V125H103ZM1 127V126H0ZM21 127V126H20ZM27 126H25V128H26ZM29 127H27V128H29ZM32 127V126H31ZM47 127V126H46ZM45 127V128H46ZM86 127V126H85ZM89 127H91L90 125H89ZM92 128V129H95V128ZM165 127V129H163ZM24 126H23V129H22V131H25L24 129ZM26 128V129H27ZM33 128H34V126H33ZM33 128H32V130H33ZM44 128V127H43ZM44 128V129H45ZM51 128V127H50ZM67 128H64L66 131H68V129ZM99 128V129H100ZM184 128V129H183ZM194 128V129H193ZM36 129V128H35ZM34 129V130H35ZM40 129V128H39ZM44 129H43V131H44ZM83 129V128H82ZM81 129V130H82ZM87 129H88V125H87ZM102 129L100 130V131H102ZM183 129V130H182ZM193 129V130H192ZM20 130V129H19ZM31 130V129H30ZM47 130L49 131H51V129H48L47 128ZM69 130H71V129H69ZM74 130V129H73ZM73 130L71 131V132H73ZM85 130H86V128H85ZM98 129L96 128L95 129V131L96 132H98L97 131ZM114 130L116 131H118V132H114ZM22 131H21V133H22ZM41 131V130H40ZM40 131H37V133L38 132H40ZM46 131V130H45ZM53 131V130H52ZM87 131V130H86ZM94 130H93V132H95ZM104 131V130H103ZM183 131V132H182ZM34 131H32L31 133H33ZM47 132V131H46ZM45 132V133H46ZM53 132H57V131H53ZM52 132V133H53ZM59 132H61L62 134H60L58 137H60V136H62V135H64V132L63 131H61V130H59ZM84 132V129H83V131H82V133ZM95 132V133H96ZM16 133H15V135H16ZM27 133H28V130H27ZM26 133V134H27ZM34 133H36V131L34 132ZM36 133V134H37ZM67 133V132H66ZM68 133H69V131H68ZM85 133V132H84ZM105 133V132H104ZM188 133V134H187ZM193 133V132H192ZM192 133H190L188 136H190V138H192ZM217 133V132H216ZM38 134H40V133H38ZM37 134V135H38ZM50 134V137L48 136ZM49 134L48 135H45L46 137L45 138H51V141H52V138L53 137H51L52 135H51V133L49 132ZM75 134V133H74ZM73 134V135H74ZM20 135V134H19ZM41 135H43V133L41 134ZM40 135V136H41ZM56 135V134H55ZM58 135V134H57ZM21 136V135H20ZM29 136V135H28ZM89 136V134L87 135V137ZM98 136H100V135H98ZM194 136V135H193ZM32 137H33V135H32ZM36 137V136H35ZM39 137V136H38ZM37 137V138H38ZM42 137V139H43V136H41ZM63 137V136H62ZM65 137H66V135H65ZM69 137H71L70 136V134H69ZM74 137V136H73ZM93 137V138H94ZM22 138V137H21ZM36 138V139H37ZM48 138H47V140H48ZM54 138H57L56 136L54 137ZM64 138V137H63ZM67 138H68V135H67ZM123 138V139H122ZM188 138V137H187ZM15 139H16V137H15ZM17 139L19 140L20 138H18V134H17ZM28 139V138H27ZM30 139V138H29ZM40 139L41 138H39V141H40ZM42 139H41V141H42ZM61 139V138H60ZM181 139H182V135H181ZM22 140H24V138L22 139ZM19 141V143L21 142H23V141ZM35 140V139H34ZM50 140V139H49ZM57 140V139H56ZM62 140V139H61ZM64 140V139H63ZM89 139L87 138V142H89L88 141ZM108 140H110L109 142H107ZM188 140H190L189 138H188ZM40 141V142H41ZM55 141V140H54ZM182 141V140H181ZM180 141V142H181ZM182 141V142H183ZM24 142H26V144H30V143H32V142H30V141H25L24 140ZM28 142H30V143H28ZM39 142V143H40ZM42 142H46V141H42ZM48 142V141H47ZM46 142V145H44V143H43V145L41 146V144H40V148H43L44 149V147L43 146H47L48 145V143L50 142H48L47 143ZM64 143H65V140L63 141ZM189 142V141H188ZM190 142H192V140H190ZM39 143H37V145L39 144ZM51 144H53L52 142H50ZM84 143H86V142H84ZM178 143V142H177ZM193 143V142H192ZM192 143H191V145H192ZM0 144H2V145H0V146H3V147H5V149L4 150H1V148H0V157H4V159H6V157H8V158H12V157H15L16 158V156H17V158L18 159H15V158H13V159H15L14 161H12L13 163L15 162V163H17V164H19L20 162H26L27 161V159L29 158V153H28V147H26L24 144H18V142L15 144V141H8V142H4L3 141V139L1 138V135H0ZM51 144L48 146L49 147V149H52V146H51ZM79 144V143H78ZM77 144V145H78ZM94 144V145H93ZM179 144V143H178ZM186 144H188L187 142H186ZM84 145V144H83ZM30 146H32V144H30ZM39 146V145H38ZM55 146L53 145V149H55ZM189 146H190V143H189ZM48 147L46 148V149H48ZM51 147V148H50ZM168 147V148H167ZM31 148H33V147H31ZM36 148V147H35ZM35 148L34 149H30V152L32 153V151H36L35 150ZM168 150H167V149ZM181 148V147H180ZM3 149V148H2ZM38 149V148H37ZM43 149H41V150H43ZM52 149V150H53ZM176 149V148H175ZM57 151L59 150L60 152H61V150L60 149H56ZM167 150V152H165ZM178 150V149H177ZM176 150V151H177ZM188 150V153H189V149H187ZM45 151V150H44ZM49 151V154H51L50 152H51V150H48ZM56 151V152H57ZM179 151H180V149H179ZM38 152V151H37ZM41 152V151H40ZM43 152V151H42ZM55 152V151H54ZM56 152H55V154H56ZM191 152V151H190ZM30 153V154H31ZM46 153L48 154V152H47V150H46ZM53 153V152H52ZM57 153H59V152H57ZM78 153V154H77ZM169 153H172L171 154V156H170V154ZM34 154H36V153H34ZM39 154H41V153H39ZM44 154H45V152H44ZM47 154H45V155H47ZM49 154H48V156H49ZM81 154V153H80ZM182 154H185V151H184V153H180V155H182ZM32 155H33V153H32ZM42 155V154H41ZM59 156H60V154H58ZM58 155H56V157L58 156ZM177 155H179V153L177 152ZM187 154H185L184 156L185 157H187L186 156ZM48 156H45V157H47V159H50L49 161H52L53 163H54V161H56V160H52V157L51 156H49V157H51V158H48ZM62 156V155H61ZM60 156V157H61ZM175 156V155H174ZM188 156H189V154H188ZM34 157H35V155H34ZM59 157V158H60ZM63 158L65 157V153H64V156H62ZM75 157V160L73 159ZM7 158V159H8ZM31 158V157H30ZM59 158H57V160L59 159ZM174 158V157H173ZM182 158V157H181ZM181 158H180V156H179V158H178V156L175 158L177 161H178V159H180L181 160ZM3 159V158H2ZM12 159V160H13ZM39 159V158H38ZM37 159V160H38ZM41 159V158H40ZM39 159V160H40ZM47 159L45 160V161H47ZM62 159V158H61ZM72 159H73V161H72ZM183 159V158H182ZM36 160V158H34L33 159V161H35ZM42 160H44V158L42 159ZM64 160V159H63ZM176 160H175V162H176ZM30 161V160H29ZM173 159H172V163H173ZM11 162V161H10ZM11 162V163H12ZM42 162H44V161H42ZM42 162H39V163H42ZM58 163H60L59 161H57ZM61 162H64V161H62L61 160ZM10 163V164H11ZM12 163V164H13ZM14 163V166H16V164ZM24 163H22V165L24 164ZM26 163H28V162H26ZM38 163V162H37ZM45 164H46V162H44ZM48 163V162H47ZM50 163V162H49ZM48 163V164H49ZM66 163V162H65ZM171 163V162H170ZM29 164V163H28ZM33 165H34V162L32 163ZM31 164V162H30V165H32ZM78 164H79V166H78ZM174 164V166L176 165L175 163H173ZM19 165H21V163L19 164ZM21 165V166H22ZM25 165V164H24ZM38 165V164H37ZM47 165V164H46ZM52 165V164H51ZM59 164H57V166H58ZM75 165H77L78 167H81V166H85V167H87V171L86 170H83L82 168H76V167H74ZM167 165V166H168ZM11 166V165H10ZM21 166H18L19 167V169H20V167ZM26 166V165H25ZM35 166H36V163H35ZM40 166V165H39ZM41 166H42V164H41ZM43 166H44V164H43ZM60 166V167H59ZM58 166V168H59V171L60 170H62V169H60V168H62L61 167V163H60V165ZM167 166H166V168H167ZM172 164H171V168H172ZM174 166H173V172H172V174H171V176L173 175V173H174ZM12 167V166H11ZM23 167V166H22ZM37 167V166H36ZM47 167H48V165H47ZM46 166H45V168H47ZM49 167L51 168V166L49 165ZM170 167V166H169ZM7 168V167H6ZM24 168V167H23ZM28 168V167H27ZM31 168V167H30ZM34 168L35 167H33V170H31V171H34ZM53 168V167H52ZM55 168H57V167H55ZM54 168V169H55ZM177 168V167H176ZM176 168H175V170H176ZM7 169H9L10 170V168H7ZM13 169V168H12ZM16 169H17V167H16ZM18 169V170H19ZM39 169V168H38ZM43 169H44V167H43ZM48 169V168H47ZM46 169V170H47ZM163 169H164V171H163ZM2 170V169H1ZM3 170H4V168H3ZM41 170V169H40ZM45 170V172H49L50 173V171H46ZM51 170V169H50ZM58 170V169H57ZM167 170H169V169H167ZM167 170L165 171V172H167ZM171 170V169H170ZM4 171H6V170H4ZM4 171H1V172H4ZM11 171V170H10ZM13 171H14V169H13ZM42 171H44V170H42ZM55 171V170H54ZM54 171H52V172H54ZM66 171V169L65 170H63V172H65ZM177 171H178V168H177ZM0 172V173H1ZM9 171H7V174H10V173H12V172H10V173H8ZM35 172V171H34ZM36 172H38L37 171V168H36ZM41 171H39V174H41L40 173ZM56 172H58V171H56ZM56 172L55 173H52L53 175L51 176V177H53L54 176V174H56ZM169 172V171H168ZM168 172H167V175H168ZM176 172V171H175ZM177 174H178V172H176ZM3 174V173H2ZM6 174V173H5ZM5 174H3V175H5ZM6 174V175H7ZM13 175H14V173H12ZM11 174V175H12ZM32 174V173H31ZM30 174V175H31ZM61 174H62V172H61ZM61 174H60V177H62L61 176ZM65 174V173H64ZM67 174V175H68ZM175 174V173H174ZM5 175V176H6ZM11 175H10V177H11ZM67 175H65V176H67ZM92 175V174H91ZM90 175V176H91ZM35 176V175H34ZM33 176V177H34ZM44 176V175H43ZM64 176V175H63ZM69 176V175H68ZM67 176V177H68ZM81 176V175H80ZM93 176V175H92ZM169 176V175H168ZM171 176H169V177H171ZM176 176V175H175ZM174 176V177H175ZM9 177V175H7L6 176V178H8ZM13 177V176H12ZM87 177V176H86ZM1 178H3L4 179V176L3 177H1ZM35 178H36V176H35ZM88 178V177H87ZM87 178H86V180H87ZM171 178H173V177H171ZM51 179H53V178H51ZM55 179V178H54ZM64 179H65V177H64ZM67 179V178H66ZM169 179V178H168ZM5 180V179H4ZM10 180V179H9ZM12 180V179H11ZM39 180H40V178H39ZM42 180V179H41ZM55 180H58V177L55 179ZM70 179H68V181H69ZM75 180V179H74ZM78 180V179H77ZM76 180V181H77ZM89 180H90V178H89ZM89 180H87V181H89ZM92 180V179H91ZM90 180V181H91ZM171 180V179H170ZM173 180V179H172ZM171 180V181H172ZM3 181V180H2ZM1 181V182H2ZM5 181H7V179L5 180ZM48 181L49 180H47V182H46V184L48 183ZM62 181V180H61ZM66 181V180H65ZM72 181V180H71ZM79 181V180H78ZM77 181V182H78ZM82 181V180H81ZM168 181V180H167ZM166 181V182H167ZM9 182V181H8ZM39 182V181H38ZM44 182V181H43ZM52 182H53V180H52ZM51 182V183H52ZM62 182H64V181H62ZM62 182L60 183L59 182V186H60V184H62ZM67 182V181H66ZM65 182V183H66ZM70 182V181H69ZM170 182V181H169ZM168 182V183H169ZM42 182L40 181V184H41ZM45 183V182H44ZM56 183V182H55ZM54 183V184H55ZM84 183V182H83ZM83 183H82V185H83ZM174 183V182H173ZM39 183L36 185V186H38V185H40ZM64 184V183H63ZM66 185H67V183H66ZM177 185V183L175 184V186ZM11 186V185H10ZM9 186V187H10ZM168 186H171V182H170V184H168ZM178 186V185H177ZM176 186V187H177ZM34 187V186H33ZM39 187V186H38ZM57 187V186H56ZM61 187V186H60ZM59 187V188H60ZM69 187V186H68ZM68 187H66V189L68 188ZM76 187V186H75ZM96 187V186H95ZM163 187L165 188L164 189V191H163ZM23 188V189H22ZM21 189H22V191H24L23 193L22 192H20V194H21V196H19L18 197V199L17 198H13V196L14 195H12V198H10V196L11 195H9V196H7V197H9L8 198V200L6 201V202H4L3 201V203H1L0 202V205L2 204V206H0V208H1V210L2 211H8L6 208H8V209H13V208H16L17 210H19V212L20 211H23V208H24V210L27 208V207H29V209H30V206L31 205H29V202H32V200L34 201V198H32V199H30L29 200V202L27 201V204H26V201H25V204H21L20 202L22 201V199H23V197H24V195L28 192V191H30L29 189L31 188L32 189V187H28V186H26V185H24L23 187H22ZM41 188H42V186H41ZM48 188V187H47ZM47 188H45L44 189V191L43 192H45V190H47ZM72 188V187H71ZM71 188H68V191H69V189L72 191V189ZM88 187H86V188H84V189H87ZM171 188V187H170ZM34 189V188H33ZM32 189V190H33ZM38 188H36V190H37ZM60 189H62V188H60ZM64 189V188H63ZM62 189V190H63ZM66 189H64V190H66ZM74 190H77V189H75V188H73ZM83 189V190H84ZM91 189V188H90ZM97 189V188H96ZM36 190H33L34 192L36 191ZM41 190H43V188L41 189ZM59 190V189H58ZM73 190V191H74ZM172 190H174V193H176L175 191V189H173V187H172V189H171V191ZM15 191V190H14ZM33 191H31V192H33ZM79 191H82L81 189L79 190ZM86 192L87 191H89V190H85ZM97 191V190H96ZM34 192H33V194H34ZM39 192H40V190H39ZM38 191H37V193H39ZM62 192V191H61ZM66 192V191H65ZM75 192V191H74ZM86 192H84V195L86 196ZM168 192H166V194L168 193ZM173 192V191H172ZM13 193V192H12ZM17 193L18 192H15V194L17 195ZM77 193H78V191H77ZM82 193V192H81ZM87 193H89V192H87ZM163 193V194H162ZM171 193V192H170ZM14 194V193H13ZM19 194V193H18ZM40 194V193H39ZM62 194V193H61ZM64 195L63 196H65V193H63ZM67 194V196H65V198H64V200H65V202L63 203L62 202V205H61V203H60V205H57V203H56V201H55V199H53L54 201V203H49L48 205L50 206V205H54V204H56V206H50L49 207V210H54V212L56 211V213L54 214V215H56V214H60V215H65V214H67V213H69V212H71L72 211V215L74 214V212L76 213L75 214V219L77 220V218H78V216L80 215V214H78V210L79 211H83V209L85 208L86 209V206L90 203L91 204V202H87V199H86V197L83 195V197H81V194L79 193V194H74V193H66ZM160 194H161V196H160ZM173 194V193H172ZM177 194V193H176ZM175 194V195H176ZM46 195V194H45ZM45 195H43V198H45ZM59 195H60V193H59ZM88 195V194H87ZM26 196V195H25ZM31 196V195H30ZM34 195H32V197H33ZM40 196V195H39ZM47 198L48 199H50V197H49V195L47 194ZM61 196V195H60ZM59 196V197H60ZM89 196V195H88ZM91 196V195H90ZM169 196H171V195H169ZM173 196H174V194H173ZM7 197H5V199L4 200H6L7 199ZM38 197V196H37ZM36 197V198H37ZM42 197V196H41ZM161 197V198H160ZM179 197V196H178ZM29 198V197H28ZM47 198H45L46 200H47ZM90 198V197H89ZM160 198V199H159ZM170 198H172V196L170 197ZM175 198V197H174ZM174 198H172V199H170V200H173ZM20 199V200H19ZM42 199V198H41ZM44 199V200H45ZM163 199V200H162ZM166 199H167V197H166ZM40 199L38 198V202H42V200L41 201H39ZM43 200V201H44ZM45 200V201H46ZM56 200H58V199H56ZM61 200V199H60ZM169 200V198H168V201H170ZM176 200V199H175ZM35 201H37V200H35ZM44 201V202H45ZM48 201V200H47ZM51 201H52V199H51ZM89 201V200H88ZM166 201V200H165ZM174 201V200H173ZM48 202H50V201H48ZM61 202V201H60ZM158 202V203H157ZM21 205H20V204ZM24 203V202H23ZM37 203V202H36ZM47 203V202H46ZM148 205H147V204ZM172 203V202H171ZM32 204H34V206H35V203L33 202ZM45 204V203H44ZM59 204V203H58ZM165 204H166V202H165ZM170 204V203H169ZM25 205H27V207L25 208ZM37 206H39L38 204L36 205V207ZM47 206V205H46ZM45 206V207H46ZM91 206V205H90ZM89 206V207H90ZM155 206V205H154ZM153 206V207H154ZM167 206H169V205H167ZM166 205H165V207H167ZM4 207H5V210H3L4 209ZM152 207V208H153ZM171 207V206H170ZM3 208V209H2ZM34 208V207H33ZM38 208V207H37ZM167 208H169V207H167ZM22 209V210H21ZM39 209V208H38ZM42 209V208H41ZM46 209V208H45ZM76 209V210H75ZM157 209V208H156ZM155 209V210H156ZM161 209L162 208H160V211H161ZM0 210V211H1ZM27 210H28V208H27ZM32 209H30V211H31ZM47 210V209H46ZM53 210H52V212H53ZM73 210H75L74 212H73ZM152 210V209H151ZM150 210V211H151ZM29 211V213H32V212H30ZM33 211H34V209H33ZM48 211V210H47ZM77 211V212H76ZM150 211H148L149 213H151ZM157 211V210H156ZM163 211V210H162ZM39 212H42V210L41 211H39ZM44 212V211H43ZM46 212V211H45ZM84 212V211H83ZM147 212V211H146ZM167 212H169V211H167ZM26 213V215H27V213L28 212H25ZM37 213H38V210H37ZM80 213V212H79ZM145 213V211L142 213V214H144ZM148 213V214H149ZM161 213V212H160ZM19 214V213H18ZM39 215H40V213H38ZM43 214V213H42ZM49 214H50V212H49ZM83 214H87L86 212H84ZM90 214V213H89ZM89 214H87V215H89ZM140 214H141V211H140ZM153 215H154V217L155 216H157V215H155V211H154V213H152ZM161 214H163V212L161 213ZM23 215V214H22ZM25 215V216H26ZM29 215V214H28ZM27 215V216H28ZM34 215V214H33ZM32 215V216H33ZM53 215V214H52ZM52 215H50V216H52ZM77 215V216H76ZM165 215V214H164ZM24 216V215H23ZM23 217V218H27V217ZM32 216H31V218H32ZM45 216V215H44ZM46 216H48V215H46ZM84 216V215H83ZM86 216V215H85ZM148 216H150V214L148 215ZM30 217V216H29ZM28 217V218H29ZM42 218H43V215L41 216ZM40 217V218H41ZM66 217V216H65ZM152 217V216H151ZM153 217V218H154ZM165 217H166V215H165ZM165 217H163V218H165ZM21 218V217H20ZM27 218V219H28ZM39 219V217L37 216L36 217V219ZM48 218H49V216H48ZM54 218V220H55V217H53ZM57 218H59V217H57V215H56V219ZM152 218V220H154ZM156 218V217H155ZM24 219V220H25ZM66 219V220H65ZM64 219V217H63V220H65L63 223L65 224V223H68V224H71V223H73V222H71V221H68L67 220V218H65ZM80 219V218H79ZM93 219V218H92ZM162 219V218H161ZM34 221H35V219H33ZM53 219L52 220H50L51 222L52 221H54ZM60 220H62V218L60 219ZM157 220V219H156ZM155 220V221H156ZM166 220V222H167V219H165ZM27 221V220H26ZM31 221V220H30ZM34 221H32L33 222V224H32V226L31 227H33V225L35 224V222ZM75 221V220H74ZM78 221V223L80 222V220H77ZM148 221V220H147ZM31 222V223H32ZM56 222V221H55ZM57 222H58V220H57ZM149 222V221H148ZM163 222V221H162ZM30 223V222H29ZM31 223H30V225H31ZM75 223H77L76 221H75ZM74 223V224H75ZM86 223V222H85ZM91 223V222H90ZM150 223H151V221H150ZM156 223V222H155ZM154 223V224H155ZM158 223V222H157ZM63 224V225H64ZM81 224L82 225H84L82 222H81ZM148 224L149 223H147V226H148ZM153 224V223H152ZM246 225H247V223H245ZM244 224V225H245ZM29 225V226H30ZM37 225H38V223H37ZM47 225V224H46ZM63 225H61L62 227H63ZM150 225V224H149ZM161 225L162 226H164L162 223H161ZM26 226V225H25ZM41 226V225H40ZM54 226V225H53ZM56 227H58V225H55ZM54 226V227H55ZM153 226V225H152ZM254 226H256V224L254 225ZM254 226H253V228H254ZM36 227V226H35ZM38 227H39V225H38ZM43 227H44V224H43ZM42 227V228H43ZM86 228H87V226H85ZM92 227V226H91ZM123 227V228H124ZM135 227V228H136ZM149 227V226H148ZM151 227V226H150ZM66 228H68V227H66ZM84 228V227H83ZM90 228V227H89ZM95 228V227H94ZM122 228V229H123ZM146 228V229H145ZM29 229V228H28ZM125 229V228H124ZM166 230H167V228H165ZM261 229H263V231H262V234L260 235V237H258V238H256V239H253L254 238V235H255V233L257 232V228L256 229H251V230H246V231H248V232H246V233H244L243 234V237H242V239L241 240H239V243H238V245L236 246H234L233 248H232V254L233 255H235L236 254V256H237V260L235 259V260H231V261H229L228 262V264H264V226H263V228H261ZM136 230H138V229H136ZM136 230H135V233H136ZM139 231V232H142V231ZM150 230V229H149ZM116 231H118V235L116 234ZM122 231V230H121ZM126 231V230H125ZM134 232V229L133 230H131V232ZM259 231V230H258ZM60 232V231H59ZM95 232V231H94ZM128 233L130 232V230L129 231H127ZM132 232V233H133ZM147 232V231H146ZM146 232H144V233H146ZM237 232V231H236ZM122 233V232H121ZM138 233V232H137ZM144 233H142V235L144 234ZM94 234V233H93ZM94 234V235H95ZM123 234H125V233H123ZM123 234H121V235H123ZM139 234H141V233H139ZM237 234V233H236ZM241 234V233H240ZM259 234V233H258ZM133 235H134V233H133ZM135 236V235H134ZM136 236L138 237L137 239H141V238H139L140 236L139 235H137L136 234ZM144 236V235H143ZM136 238V237H135ZM132 239V238H131ZM134 240V239H133ZM143 240V239H142ZM141 240V242H143ZM125 241V242H126ZM125 242H123V243H125ZM138 242H140V240L138 241ZM140 242V243H141ZM122 243V246H124V245H126V244H123ZM139 243V244H140ZM144 243V242H143ZM138 244V243H137ZM142 244V243H141ZM140 244V245H141ZM145 244V243H144ZM143 244V245H144ZM133 245V244H132ZM132 245H127L128 247H131ZM234 245V244H233ZM126 246V247H127ZM127 247V248H128ZM133 247H134V245H133ZM120 248H122L121 247V245H120ZM123 248H125V247H123ZM123 248L121 249V250H123ZM126 248V249H127ZM137 248L138 249H140L138 246H137ZM7 249V248H6ZM116 249H117V247H116ZM131 249V248H130ZM119 250V249H118ZM117 250V251H118ZM137 249L135 248V251H136ZM141 250V249H140ZM139 250V251H140ZM113 251H114V253L115 254H113ZM120 251V250H119ZM127 251H129V250H127ZM253 251V252H252ZM41 252V251H40ZM124 252V251H123ZM131 252H133L132 250H131ZM143 252H144V250H143ZM230 252V251H229ZM228 252V253H229ZM42 253V252H41ZM40 253V254H41ZM96 253V252H95ZM134 253V252H133ZM132 253V254H133ZM45 254V253H44ZM43 254V255H44ZM91 254H93L92 252H91ZM122 254V253H121ZM126 254H127V252H126ZM141 254H142V252H141ZM114 255V256H113ZM123 255V254H122ZM130 255H131V253H130ZM129 255V256H130ZM45 256V255H44ZM124 256V255H123ZM128 256V255H127ZM132 256V255H131ZM134 256V255H133ZM132 256V257H133ZM118 257V256H117ZM125 257V256H124ZM44 258H47V256H45ZM112 258H115V259H113L112 260ZM126 258V257H125ZM128 258V257H127ZM232 257L230 256V258L229 259H231ZM41 259H43V257H41ZM44 260V259H43ZM112 260V261H111ZM120 260V259H119ZM122 258H121V260L120 261H118V263H120L121 264V262H122ZM113 261V262H114ZM117 261V260H116ZM115 261V262H116ZM97 262H95L96 264H97ZM115 264V263H114ZM116 264H117V262H116ZM122 264H124V262L122 263Z\"/></svg>",
  "mask_w": 264,
  "mask_h": 264
}]
</instances>
